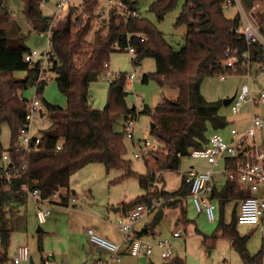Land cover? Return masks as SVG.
I'll return each mask as SVG.
<instances>
[{
	"label": "trees",
	"instance_id": "1",
	"mask_svg": "<svg viewBox=\"0 0 264 264\" xmlns=\"http://www.w3.org/2000/svg\"><path fill=\"white\" fill-rule=\"evenodd\" d=\"M124 4L129 11H136L139 0H114ZM180 0H153L149 10L162 19L165 14L174 10ZM227 0H183L176 25H184L186 33L184 46L179 51L167 43L163 34L147 19L137 15L130 17L115 10L109 12L107 32L102 35L95 32L94 41L86 39L92 31L91 21L97 8L98 0L85 2L83 14L71 20L75 11H69L68 17L59 28L52 29L51 47L56 56L52 72L56 75V83L60 92L67 99V109L49 103H42L41 90L46 83L38 86V98L44 106L48 126L38 150L26 155L16 152L19 131L25 123L26 101L24 92L36 86V72L29 68L23 55L29 50L20 46L11 33L0 28V123H5L11 131V147L3 152L0 147V158L9 154L13 165H21L24 170L19 178L13 179L6 189L0 183V208L7 203L21 201L26 197L20 193L21 185L37 188L43 198L59 192L60 201L66 203L70 194L69 179L82 167L101 163L105 170H120L125 178L139 179L140 186L146 194L124 205L125 212L139 204H148L154 200H167L161 206L175 207L189 194L185 182L180 188L168 193L151 191L157 180V174L165 170H177L180 158L187 157L191 150L203 149L211 134L222 133L229 122L220 113L222 102H208L201 94L202 80L207 76L231 75L225 67V54L236 50L243 53L249 50L252 61L264 64V50L258 44L247 46L236 30L241 22L236 15L227 18L224 4ZM245 8L254 3L264 4V0H241ZM45 0H27V16L32 22L42 24L40 32L49 28V20L42 14L41 6ZM4 7L0 1V8ZM264 9V7H263ZM137 12V11H136ZM259 30L264 37V14L258 17ZM15 43L13 44L12 42ZM128 47L134 49L131 64L135 65L144 58L154 59L156 65L155 78L161 87H173L178 90L175 99H162L150 110L143 113L151 117L154 128L151 133L156 140V147L146 157L147 177H139L130 169L124 159L126 146L124 133L113 129L114 122L123 117L125 122L135 119L136 110H131L126 103V73H117L109 82V93L106 106L102 110L92 109L87 100L88 87L106 69L111 54L124 51ZM25 74V78H17L15 74ZM150 76L142 75L143 83ZM22 96L23 100H19ZM124 132V131H123ZM63 141L61 150L53 154L52 149ZM3 152V154H2ZM149 160V161H148ZM0 168V176L4 173ZM236 185L226 181L221 191L215 190L221 207L226 201L237 196ZM246 195H239L242 199ZM213 196V195H212ZM171 199V200H169ZM155 216L154 223L160 219ZM223 210L218 227L212 236H203L202 243L213 248L217 239L223 238L231 242L235 252L243 264H263L264 238L261 247L255 254L247 250V237H241L236 231L237 216L231 224L223 222ZM139 236L142 234H138ZM137 236V234H136ZM137 236V237H139ZM11 231L5 224L0 228V264L7 260V249L10 244Z\"/></svg>",
	"mask_w": 264,
	"mask_h": 264
},
{
	"label": "rangeland",
	"instance_id": "2",
	"mask_svg": "<svg viewBox=\"0 0 264 264\" xmlns=\"http://www.w3.org/2000/svg\"><path fill=\"white\" fill-rule=\"evenodd\" d=\"M0 1L4 4V7L0 8V28L9 31L15 41L16 37L17 39L19 38L20 46H24L30 51H43L46 47L47 35L44 32H40L42 24L28 19L27 0ZM58 1L48 0L41 6L44 17L53 18ZM152 1L139 0L135 5L137 14L151 22L163 34L165 40L174 51L181 50L184 46L186 27L184 25H176V18L180 12L183 0H180L178 6L165 14L162 19H159L155 13L149 10ZM84 3L75 1L72 4V8L77 7L76 12L71 17L72 21L80 15L84 21L86 20V16L83 14ZM262 6L264 7V4ZM72 8L70 9L72 10ZM123 9L124 7H119L113 2L98 0L97 8L94 12L95 16L91 21L92 31L86 40L92 43L95 32H99L102 35L106 34L109 12L115 10L117 14H124ZM69 11L63 16H57L54 28H59L64 24ZM224 13L227 18H233L237 15L235 8L224 9ZM50 21L51 19L49 23ZM15 41L12 43L14 44ZM132 58L133 55H130L127 50L119 51L110 55L108 64H110L109 69H111L109 71L112 72L126 74L135 72V78L132 83L126 85V103L131 110L135 108L136 116L132 132L133 139L124 137L126 146L124 159L130 164V169L133 173L139 177H147L149 172L146 166L147 158L134 157L139 143L147 141L152 145L156 144V140L151 133V117L144 114L143 110L145 108L153 110L164 98L175 99L178 95V90L173 87H161L158 85L155 78L152 77L156 75L154 59L146 57L141 62L132 65L130 62ZM254 66L251 72V78H254L251 83V91L256 95L264 90V71L256 72L255 68L257 69L259 64L254 63ZM105 73L106 71L103 74ZM145 74L150 76V79L148 82L143 83L141 77ZM237 75L239 76L226 75L224 80L219 76L205 77L201 83V94L208 102L212 103L223 102L226 98L235 96L239 88L247 83L241 73ZM15 77L25 78V74H15ZM55 79V73H50L48 81L41 90L42 103L57 105L65 110L68 107L67 99L58 89ZM34 93L35 89L31 86L25 90L24 97L30 100L33 98ZM108 93L109 81L103 79L101 74L88 87L87 100L89 106L94 110H102L106 106ZM249 112L250 107H245L239 113H236L231 105L223 106L220 113L226 117L229 124L222 134H226L231 127L237 129L244 127ZM255 112L264 116V105L257 107ZM124 126L125 119L120 117L114 122L113 129L117 133H124ZM0 147L3 152L11 147V131L5 123H0ZM201 163H203L201 159H193L188 156L181 158L178 170H165L158 173L157 180L150 190L153 192H174L178 189L181 175L188 166L194 165L198 168V171H204L203 167L200 166ZM206 165L209 166L207 163ZM2 167L3 161L0 158V168ZM69 188L73 189L79 199L77 200V208L75 207L76 210H73L75 208L69 210L65 217H62V215L59 217L55 213L51 215L50 211V218L49 220L47 218L45 221H48L44 224L38 222L36 205L31 198L25 197V201L7 203L0 208V228L4 223L6 228L11 231L7 260L4 264H13L12 260L15 258L19 247L28 248L30 259H32L34 264H70L72 260L73 264H96L99 260L108 261L109 256L102 259L99 258L101 256L95 253V249L88 243V235L87 241L85 234L90 230L94 235L109 240L97 234V231L92 227L96 224L104 230L107 228L111 229L116 237L119 238L121 235L119 229L111 226V223L117 224L118 220L116 218L118 213H114V209L127 205L136 198L146 194L145 189L140 186L139 179L134 177L125 178L124 173L120 170L107 172L101 163L88 164L76 171L69 179ZM215 205H218L217 202H215ZM49 210H51L50 207ZM74 211L77 216L71 217L73 213L70 215V212ZM166 212L168 217L162 223L161 237L170 238L168 240L173 254L169 260L164 261L160 257V250L155 248L150 257L152 264H219L224 259L223 255L225 254L233 256V260L231 259L228 262L229 264H243L228 240L219 238L221 241L219 243L217 241L218 244L214 250L202 243V237L204 235L212 236L218 227V210H215L216 222H208L205 216L200 213L197 214L188 205L186 217L190 222L187 224L180 222V227L178 228H181L183 232L180 238L172 237V231L176 228L174 223L172 224V221H174L172 217L176 211L167 210ZM232 214V210L229 214L225 210V223H232ZM84 218L89 220H94L95 218L98 221L87 222ZM54 220H56L55 223L53 222ZM38 228L41 230H38ZM235 229L241 237L248 236L247 248H249L251 254L256 253L260 249L261 236L254 231V227L237 225ZM109 241L113 242L112 240ZM0 251L2 250L0 249ZM0 257H2L1 252ZM131 263L148 264L144 259L135 257L127 259L126 264ZM21 264H29V262Z\"/></svg>",
	"mask_w": 264,
	"mask_h": 264
},
{
	"label": "built area",
	"instance_id": "3",
	"mask_svg": "<svg viewBox=\"0 0 264 264\" xmlns=\"http://www.w3.org/2000/svg\"><path fill=\"white\" fill-rule=\"evenodd\" d=\"M75 1L81 3L96 0H59L56 4L55 14L49 23V28L45 32L47 35L46 47L43 51L35 50L28 51L23 55V60L29 65V68H34L36 72V86L33 98L27 100L25 123L19 131L18 142L14 149L16 152H21L26 155L38 150L42 140L43 130L47 128L48 119L47 113L38 98L39 84L46 83L49 79V74L53 73L52 68L56 62V56L51 47L52 29L57 16L65 15ZM113 2L119 7H124V14L130 17H136V11H129L127 7L119 1L104 0ZM225 9L235 8L237 16L240 19V26L236 33L244 39L247 46L258 44L264 50V37L262 36L258 17L264 14V9L261 3L256 2L250 8H245L241 0H227L224 4ZM77 7L72 8L75 11ZM76 12V11H75ZM130 55L134 54V49L128 47L126 49ZM255 64H257L255 62ZM231 75L239 76L241 73L247 83L243 84L235 93L231 106L234 112L239 113L243 108L250 107L251 116L248 125L243 129L229 128L228 138L226 139L222 133L211 134L203 149L191 150L188 157L193 159H201L205 161L209 168L204 171H198L193 166L187 169L184 182L189 187V198L198 213H204L208 222H215L216 205L212 200V195L215 190V180L218 177L224 178L225 181L237 186L248 192L247 197L242 199L237 215L239 224H257L264 212V196H259L257 193L264 192V116L254 113V109L264 105V90L258 94H253L251 91V83L254 78H251L252 69L255 67L252 61L249 50L243 53H238L236 50L229 51L225 54L224 64ZM104 68L106 73H102V78L111 82L117 73L109 71V64L105 63ZM255 71L263 72L264 64L259 65ZM135 78V72L127 75V82L132 83ZM224 80L225 75L220 77ZM22 101V96H19ZM134 120L130 119L125 122L124 136L128 139H133ZM63 145V141H59L52 149L53 154L58 153ZM156 145L149 142L139 143L135 158H146L150 150L155 149ZM178 157H181L178 154ZM4 163V173L0 176V183L4 184L7 189L13 182V179L19 178L24 170L23 159L21 165H13L10 155L2 156ZM220 161H227V164L222 168H217ZM20 193L31 198L36 205V217L42 224L50 215L49 207L54 204L62 206H76V198L69 195L66 203L60 201L59 192H55L48 198H43L37 188H30L23 184L19 189ZM167 200H154L151 203L139 204L122 214L117 220V227L122 234V242L130 244V253L133 256L140 257L142 255L150 256L153 249L160 250L162 260H169L173 254V250L166 238L157 240L155 243L137 237L134 232L135 224L146 215H153ZM68 208V207H67ZM182 229L177 228L173 233V237H180ZM89 242L96 248H103L108 252L109 260H99L96 264H122L123 256L121 253V244H116L107 239L98 237L90 230L87 232ZM30 261V253L27 247H19L13 264L28 263ZM45 264V263H43ZM219 264H227L220 262Z\"/></svg>",
	"mask_w": 264,
	"mask_h": 264
},
{
	"label": "crops",
	"instance_id": "4",
	"mask_svg": "<svg viewBox=\"0 0 264 264\" xmlns=\"http://www.w3.org/2000/svg\"><path fill=\"white\" fill-rule=\"evenodd\" d=\"M48 1V0H47ZM46 1V2H47ZM109 68H110V64H109ZM111 70V69H109ZM112 72V71H110ZM112 73H117V72H112ZM134 80V79H133ZM259 107V106H258ZM256 109V108H255ZM255 109H254V113L256 114L255 112ZM259 115V114H257ZM250 116H251V110L250 112L248 113V116L245 120V124H244V127L240 128V129H243L245 128L248 123H249V120H250ZM226 139L228 138V133L224 134L223 135ZM203 163L200 164V166L203 167V170L205 169H208L209 166L206 165V163L202 160ZM227 164V161H220L219 165L217 168H222L224 167L225 165ZM195 169H198L197 167H195L194 165H192ZM192 166H188L185 171L183 172V174L181 175V182H180V185L178 187V189L180 188L182 182L184 183V177H185V174H186V171L187 169H189L190 167ZM202 169V168H200ZM178 170V169H177ZM175 170V171H177ZM225 184H226V181L224 178H221V177H218L216 180H215V190L216 191H221L224 187H225ZM186 185V184H185ZM72 187H74L72 185ZM71 188V187H70ZM69 188V189H70ZM75 188V187H74ZM177 189V190H178ZM175 190V191H177ZM215 190H214V193H215ZM238 193H237V196L232 198V199H229L228 201H226V203L223 204V206L221 207L220 203H219V199H217L213 193V196H212V200L215 204V202H217V206H216V210H218V220L220 221L221 219V215H222V210H223V222L225 223L224 221V217H225V210L226 212H228V214L230 213V211L232 210L233 214H232V220L234 221L236 216L238 215L239 213V206L241 204V201H242V197L239 195H246V192L243 190V189H239L238 188ZM174 191V192H175ZM165 192V191H164ZM168 193H173V192H168ZM70 194L72 196H74V198H76V206H62V205H58V204H54L53 206H50L51 208V215L52 213H55L56 215H59V217H65L67 212L69 210H72L73 208H77V200L78 197L76 196V193L73 191V189L71 190L70 189ZM257 195L259 196H264V192H259L257 193ZM21 201H25L24 199H20ZM171 200V199H169ZM17 202V201H16ZM14 203V202H13ZM188 205L191 206V208L193 209V211L196 212L193 204H192V201L191 199L189 198V195H187L185 197V199L181 200L180 203H178V205H176L175 207H165V205L161 206L157 212L155 214H151V215H146L145 217H143L140 221H138L135 226H134V232L137 234V236H139L138 234H142L140 235L139 237L145 239V240H148V241H151L153 243H155L157 240H160V239H163L161 237V226H162V223L165 221L166 217H168V215L166 214L167 210H174L176 211L175 212V215L172 217L174 219V221H172V224L174 223V226L176 228L180 227V222H184L185 224L189 223L190 221L187 219L186 215H187V208H188ZM68 207V208H67ZM71 208V209H70ZM73 209V210H76ZM71 213H73L71 215ZM76 212H70V215L71 217H74V216H77V214H75ZM114 213H118V215H116V218L118 219L120 216H122L123 213H125V210H124V205H122L121 207H118L117 209H114ZM198 214V212H196ZM160 214V219L157 223H154V219H155V216ZM202 214L203 216L204 213H200ZM50 216V215H49ZM87 216V215H86ZM50 217H48V220H49ZM55 219V218H54ZM86 219L87 222H92V221H98L97 219L94 218V220H89L88 218H84ZM47 220V221H48ZM53 220V219H52ZM207 220V219H206ZM216 220V219H215ZM47 221H44L42 224L46 223ZM232 221V222H233ZM54 223L56 222V220L53 221ZM216 222V221H215ZM93 223H96V222H93ZM225 224H228V223H225ZM115 225V226H114ZM237 225H240V226H250V227H254V231H256L260 236H261V240L264 238V212H263V215L260 219V222L257 223V224H237ZM236 225V226H237ZM111 226L112 227H117L116 223L112 224L111 223ZM94 230L97 231V234L101 235L102 237H105V238H108L109 240H112L113 242H116V243H119L121 244V253H122V256H123V262L122 264H126V261L128 258H132V257H135V258H139V259H144L145 261H147L148 264H152V259L150 258L153 254V251L151 253L150 256H146V255H142L140 257H136V256H133L131 253H130V244L127 243V242H122V237L120 235L119 238L116 237V235L114 234V232L111 230V229H102L100 226L98 225H94L92 226ZM118 228V227H117ZM176 228H174V230L172 231V233L176 230ZM121 233V232H120ZM86 235V238H87V241H88V237L87 235L88 234H85ZM183 235V233H182ZM182 235L180 237H182ZM173 237V236H172ZM180 237H176V238H180ZM248 238V236H245ZM168 238V237H167ZM175 238V237H173ZM170 240V238H168ZM223 239V238H221ZM218 243L219 241H221L220 239H217ZM216 241L215 243V246L212 248V250H214L216 248V245L218 244ZM230 242V241H229ZM88 243L90 244V242L88 241ZM248 243V241H247ZM231 244V242H230ZM247 245V244H246ZM247 247V246H246ZM92 248L95 249V253L98 254L100 259L104 258V257H107L109 256L108 254H101V253H98L96 252V247L92 245ZM233 248V247H232ZM155 249V248H154ZM153 249V250H154ZM234 250V249H233ZM248 252L250 253V250L249 248H247ZM259 250V249H258ZM235 251V250H234ZM17 252V251H16ZM251 254V253H250ZM255 254V253H254ZM161 257V256H160ZM224 259L222 260L223 262H226L227 264H229L228 262L231 261V259L233 260V256L231 254H225L223 255ZM99 260V259H98ZM165 261V260H164ZM221 261V262H222ZM70 264H73V260L70 261ZM133 264V263H131ZM263 264H264V259H263Z\"/></svg>",
	"mask_w": 264,
	"mask_h": 264
},
{
	"label": "water",
	"instance_id": "5",
	"mask_svg": "<svg viewBox=\"0 0 264 264\" xmlns=\"http://www.w3.org/2000/svg\"><path fill=\"white\" fill-rule=\"evenodd\" d=\"M45 1H47V0H45ZM233 98H234V96H232L230 98H226L225 100H223V102H222L223 106L230 105L232 100H233ZM153 128H154V124L152 123L151 124V129H153ZM38 230H41V229L38 228ZM96 252L101 253V254H108V252L106 250H104L103 248H99V247L96 248ZM29 264H34L32 259H30Z\"/></svg>",
	"mask_w": 264,
	"mask_h": 264
}]
</instances>
